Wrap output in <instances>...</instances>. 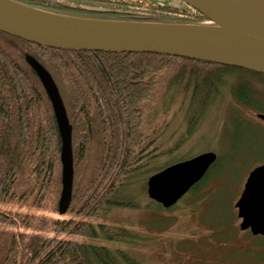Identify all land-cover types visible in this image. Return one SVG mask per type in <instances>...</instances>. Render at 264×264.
Masks as SVG:
<instances>
[{
  "label": "trees",
  "instance_id": "16d2710c",
  "mask_svg": "<svg viewBox=\"0 0 264 264\" xmlns=\"http://www.w3.org/2000/svg\"><path fill=\"white\" fill-rule=\"evenodd\" d=\"M15 1L87 19L214 24L188 0ZM5 35L29 50L59 90L72 127L73 182L65 213L90 219L11 214L0 209L4 224L110 242L134 241L129 229L94 224L92 219L111 207H138L122 193L154 168L150 165L160 154L156 135L145 131L151 105L174 90L182 101L188 100L187 130L191 132L223 74L240 71L264 80V73L166 53L60 50ZM233 92L243 105L255 106L257 99L248 81L240 80ZM60 145L52 106L35 70L0 45V204L46 209L54 196L53 210L58 211ZM216 161L217 157L189 191L199 188ZM0 264L139 263L119 247L0 229Z\"/></svg>",
  "mask_w": 264,
  "mask_h": 264
},
{
  "label": "rangeland",
  "instance_id": "374dc122",
  "mask_svg": "<svg viewBox=\"0 0 264 264\" xmlns=\"http://www.w3.org/2000/svg\"><path fill=\"white\" fill-rule=\"evenodd\" d=\"M0 45L29 65V50L18 40L0 32ZM240 80L251 85L257 99L255 106L243 105L235 97L233 89ZM187 104V99L182 101L171 90L147 112L145 131L156 135L155 146L160 154L150 165L154 168L134 179L122 193L134 199L138 207H111L100 218L92 219L94 224L129 229L135 235L134 241L110 242L19 224L0 223V229L119 247L139 264H231L264 259V234L241 230L235 208L248 172L264 164V123L257 116L264 114V80L240 71L223 74L191 132L187 130ZM205 151H213L218 162L207 179L170 208H159L161 205L147 192L149 177L167 163ZM54 202L51 196L46 209L24 204H0V209L11 214L90 219L54 211Z\"/></svg>",
  "mask_w": 264,
  "mask_h": 264
},
{
  "label": "water",
  "instance_id": "95a60500",
  "mask_svg": "<svg viewBox=\"0 0 264 264\" xmlns=\"http://www.w3.org/2000/svg\"><path fill=\"white\" fill-rule=\"evenodd\" d=\"M214 24H187L87 19L33 8L15 0H0V32L40 46L60 50L166 53L264 73V0H188ZM216 12L240 27L224 26ZM35 70L51 103L61 145L60 213L71 200L73 182L72 127L50 73L33 57ZM257 116L264 123V114ZM216 160L213 151L170 163L147 181L150 198L163 208L173 206ZM239 228L264 234V164L247 174L235 203Z\"/></svg>",
  "mask_w": 264,
  "mask_h": 264
},
{
  "label": "bare ground",
  "instance_id": "6f19581e",
  "mask_svg": "<svg viewBox=\"0 0 264 264\" xmlns=\"http://www.w3.org/2000/svg\"><path fill=\"white\" fill-rule=\"evenodd\" d=\"M211 15L222 25L224 26H231V27H240V25L234 23L232 20L228 19L227 17H224L220 14H217L216 12H211Z\"/></svg>",
  "mask_w": 264,
  "mask_h": 264
},
{
  "label": "crops",
  "instance_id": "0c3cea01",
  "mask_svg": "<svg viewBox=\"0 0 264 264\" xmlns=\"http://www.w3.org/2000/svg\"><path fill=\"white\" fill-rule=\"evenodd\" d=\"M231 264H264V259L263 258H255V259H250V261H236Z\"/></svg>",
  "mask_w": 264,
  "mask_h": 264
},
{
  "label": "flooded vegetation",
  "instance_id": "af4514ba",
  "mask_svg": "<svg viewBox=\"0 0 264 264\" xmlns=\"http://www.w3.org/2000/svg\"><path fill=\"white\" fill-rule=\"evenodd\" d=\"M259 118V117H258ZM260 119V118H259ZM261 120V119H260ZM244 187V186H243ZM243 190V189H242ZM242 192V191H241ZM241 194V193H240ZM240 196V195H239ZM239 198V197H238ZM236 203V202H235ZM236 208V207H235ZM237 209V208H236Z\"/></svg>",
  "mask_w": 264,
  "mask_h": 264
}]
</instances>
